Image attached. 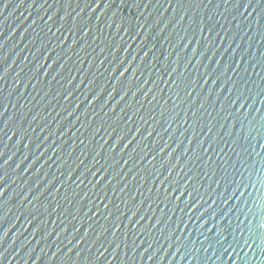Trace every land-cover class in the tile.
<instances>
[{
  "label": "water",
  "instance_id": "95a60500",
  "mask_svg": "<svg viewBox=\"0 0 264 264\" xmlns=\"http://www.w3.org/2000/svg\"><path fill=\"white\" fill-rule=\"evenodd\" d=\"M0 191V264H264V0H0Z\"/></svg>",
  "mask_w": 264,
  "mask_h": 264
},
{
  "label": "snow or ice",
  "instance_id": "6c2138e0",
  "mask_svg": "<svg viewBox=\"0 0 264 264\" xmlns=\"http://www.w3.org/2000/svg\"><path fill=\"white\" fill-rule=\"evenodd\" d=\"M229 2H230V0H229ZM257 2H258V4H259L260 0H257ZM6 6H7V5H4V7H6ZM239 6H240L239 3H237L236 7L238 8ZM122 75H123V73H122ZM169 175H171V173H169ZM2 194H3V192L0 191V195H2ZM259 228H260V229H264V223H260V224H259ZM250 235L253 236L252 233H250ZM260 239H261V243L264 244V236H262ZM244 243H245V246H246V247H251V245L248 243L247 240H245ZM252 243H255V240H254V239H252Z\"/></svg>",
  "mask_w": 264,
  "mask_h": 264
}]
</instances>
